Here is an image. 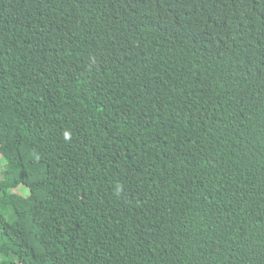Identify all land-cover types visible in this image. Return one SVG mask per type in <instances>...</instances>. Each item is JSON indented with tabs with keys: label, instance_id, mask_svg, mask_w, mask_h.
<instances>
[{
	"label": "trees",
	"instance_id": "obj_1",
	"mask_svg": "<svg viewBox=\"0 0 264 264\" xmlns=\"http://www.w3.org/2000/svg\"><path fill=\"white\" fill-rule=\"evenodd\" d=\"M0 264H264V0H0Z\"/></svg>",
	"mask_w": 264,
	"mask_h": 264
},
{
	"label": "rangeland",
	"instance_id": "obj_2",
	"mask_svg": "<svg viewBox=\"0 0 264 264\" xmlns=\"http://www.w3.org/2000/svg\"><path fill=\"white\" fill-rule=\"evenodd\" d=\"M0 162H1V163H4V161H3L2 159H0Z\"/></svg>",
	"mask_w": 264,
	"mask_h": 264
}]
</instances>
